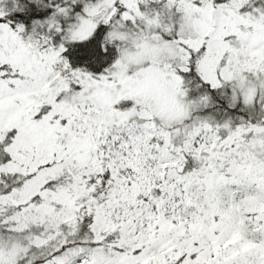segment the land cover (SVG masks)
<instances>
[{
  "label": "snow or ice",
  "instance_id": "1",
  "mask_svg": "<svg viewBox=\"0 0 264 264\" xmlns=\"http://www.w3.org/2000/svg\"><path fill=\"white\" fill-rule=\"evenodd\" d=\"M0 264H264V0H0Z\"/></svg>",
  "mask_w": 264,
  "mask_h": 264
}]
</instances>
